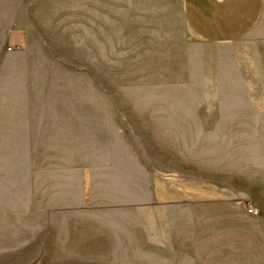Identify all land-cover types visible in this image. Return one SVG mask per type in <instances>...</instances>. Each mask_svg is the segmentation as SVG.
I'll use <instances>...</instances> for the list:
<instances>
[{
  "label": "crops",
  "instance_id": "obj_1",
  "mask_svg": "<svg viewBox=\"0 0 264 264\" xmlns=\"http://www.w3.org/2000/svg\"><path fill=\"white\" fill-rule=\"evenodd\" d=\"M123 4V35L132 51L156 53L143 58L157 63L156 79L124 82L137 97L125 95L133 102L122 109L92 79L91 107L47 111L41 135L20 130L4 141L2 132L0 147L59 154L42 158L51 166L43 195L32 183L30 195L5 207L0 181V264H264V0ZM116 32L117 0H0L4 45L29 57L61 53L60 62L45 54V67L109 68ZM61 81L65 93L73 84L77 98L83 93L77 80ZM121 124L167 133L175 162L204 164L220 184L195 170L153 175L149 188L146 175L138 202L116 200V180L132 179L131 156L117 153ZM94 132L108 133L107 148L85 152ZM184 146L187 159L177 161Z\"/></svg>",
  "mask_w": 264,
  "mask_h": 264
},
{
  "label": "rangeland",
  "instance_id": "obj_2",
  "mask_svg": "<svg viewBox=\"0 0 264 264\" xmlns=\"http://www.w3.org/2000/svg\"><path fill=\"white\" fill-rule=\"evenodd\" d=\"M123 16L124 4L123 0H117V37H116V53L114 62L110 67H107V62L102 63L97 68H79L74 67L70 69L43 66V61L51 54L58 57L57 61L61 60V53L57 52H35L31 57L25 53L19 52V49L13 47H6L4 45L3 36L0 34V136L4 141H10L12 132L19 133L20 130L27 135L29 131H33L35 135H41L44 130L45 118L44 113L47 111L62 108H87L91 107L90 93L93 87L92 79L99 81L98 92L107 91L108 88L114 91L116 109H122L130 105L133 101L124 100V97L129 99L135 96L134 89H126L124 93V82L128 86L137 84L144 77V80L156 79V65L155 61L145 60L146 56H153L155 52H136L132 51V38L123 35ZM128 39V40H127ZM37 45H41V38L36 39ZM35 41V42H36ZM8 48H13L7 51ZM17 48V47H16ZM19 52V53H18ZM46 54V55H45ZM65 58L69 53H63ZM75 54V53H70ZM42 60V61H33ZM58 62V63H59ZM28 63V64H27ZM35 63V64H34ZM56 63V62H55ZM74 63V61H73ZM86 63V61H85ZM29 65V66H28ZM28 66V67H27ZM154 67V68H153ZM151 73L152 75H150ZM159 73V72H158ZM163 72L160 71V74ZM164 74V73H163ZM110 77V82L107 79ZM68 77L69 80L75 82L77 80L79 86H84L83 93L80 97H76L75 84L70 85V90L65 93L62 89L61 79ZM47 82V84L45 83ZM132 84V85H129ZM98 85V84H97ZM130 92V93H129ZM83 95V97H82ZM101 95V94H100ZM68 96V99L67 97ZM98 96V94H97ZM99 106H102L103 100ZM128 104V105H127ZM131 107V105H130ZM34 113L29 118L36 119V122H26V118L20 114ZM25 120L20 123V119ZM38 120V121H37ZM93 134L94 139L84 137V151L92 152L97 148L106 149L107 142L102 141L103 135L107 137L108 133H90ZM112 135V133H110ZM113 140H110V142ZM40 142V141H39ZM106 147H105V146ZM120 145V147L118 146ZM116 146L117 153L120 155H130L131 163L126 167H131V180H116V200H127L131 198L132 202L139 201V188L145 183L142 177L148 176V186L150 188L151 177L170 176V175H194L195 170L200 173V177H207L208 182L220 184L219 176L212 173L205 174L204 164H187L181 163L178 160L187 159L186 146L180 147L181 156H177L175 160L170 153L171 138L167 139V133L161 132H145L130 130L129 126L121 124L117 126L116 131ZM147 147V148H145ZM74 152L68 153L76 155L82 149H71ZM76 150V151H75ZM56 151L59 154V149H51L48 147L37 148H18V147H0V181L4 189V206L7 207L13 202H17L21 197H26L31 194L28 185L32 183L36 185L37 194L43 195L44 186L47 182L44 180L43 169L47 166L48 171H51V166L42 163V158L45 155H51ZM147 152V154L145 153ZM30 157L38 158L40 163H28ZM163 160V162H161ZM35 168V170H34ZM38 170V171H36ZM38 174H36V173ZM206 178V179H207ZM30 183H29V181ZM123 182L130 184L126 186L127 189L117 187ZM129 189V190H128ZM28 190V191H27ZM150 196V191H149ZM41 200L44 197H39Z\"/></svg>",
  "mask_w": 264,
  "mask_h": 264
},
{
  "label": "built area",
  "instance_id": "obj_3",
  "mask_svg": "<svg viewBox=\"0 0 264 264\" xmlns=\"http://www.w3.org/2000/svg\"><path fill=\"white\" fill-rule=\"evenodd\" d=\"M15 49H19L18 47L16 48V47H14ZM11 50H13V48H8V50L7 51H11Z\"/></svg>",
  "mask_w": 264,
  "mask_h": 264
}]
</instances>
